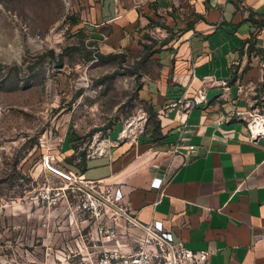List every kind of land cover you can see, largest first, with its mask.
<instances>
[{"label":"crops","instance_id":"1","mask_svg":"<svg viewBox=\"0 0 264 264\" xmlns=\"http://www.w3.org/2000/svg\"><path fill=\"white\" fill-rule=\"evenodd\" d=\"M73 3L81 14L73 24L102 47L133 45L144 33L156 40L138 89L151 130L125 140L118 131L81 166L74 157L69 171L120 186L131 215L189 249H210L206 264H264V143L249 142L242 123L226 118L254 102L264 108V0ZM200 88L205 101L188 115L166 111Z\"/></svg>","mask_w":264,"mask_h":264},{"label":"rangeland","instance_id":"2","mask_svg":"<svg viewBox=\"0 0 264 264\" xmlns=\"http://www.w3.org/2000/svg\"><path fill=\"white\" fill-rule=\"evenodd\" d=\"M73 2L0 0V264H57L82 247L70 163L128 122L152 128L138 89L156 35L102 47L73 24Z\"/></svg>","mask_w":264,"mask_h":264},{"label":"built area","instance_id":"3","mask_svg":"<svg viewBox=\"0 0 264 264\" xmlns=\"http://www.w3.org/2000/svg\"><path fill=\"white\" fill-rule=\"evenodd\" d=\"M204 90L198 89L196 96L183 92L167 106L166 111L176 110L180 115H188L195 105L205 101ZM226 118L242 123L249 142L264 143V108L261 103L254 102L244 109L235 110ZM142 127L143 121L138 124L128 122L118 137L121 140L136 137ZM178 149L185 155L195 153L192 146L177 145L175 150ZM96 150L102 151L99 146ZM94 154L96 151L87 157ZM67 177L77 179L72 172ZM164 180L162 177L161 183ZM77 182L80 184L73 190L82 193L76 209L89 221L90 228L83 236L84 245L79 247L75 243L74 248L59 253L62 257L57 254V264H206L210 258V249H189L159 223H142L131 215L122 202L124 193L120 186L83 176Z\"/></svg>","mask_w":264,"mask_h":264},{"label":"trees","instance_id":"4","mask_svg":"<svg viewBox=\"0 0 264 264\" xmlns=\"http://www.w3.org/2000/svg\"><path fill=\"white\" fill-rule=\"evenodd\" d=\"M259 22V24H261V25H264V20H260V21H258ZM99 56L100 57H105V55H103V54H99ZM83 160H84V156H82V159H80V162H83ZM66 161H68V160H66ZM70 163V162H69Z\"/></svg>","mask_w":264,"mask_h":264},{"label":"bare ground","instance_id":"5","mask_svg":"<svg viewBox=\"0 0 264 264\" xmlns=\"http://www.w3.org/2000/svg\"><path fill=\"white\" fill-rule=\"evenodd\" d=\"M137 119H138V117H137ZM135 120H136V119H135ZM132 121H133V120H132ZM102 142H103V141H102ZM104 143H105V142H104ZM104 143H103V144H104ZM107 147H108V146H107ZM100 148H101V147H100ZM103 151H104V150H103Z\"/></svg>","mask_w":264,"mask_h":264}]
</instances>
